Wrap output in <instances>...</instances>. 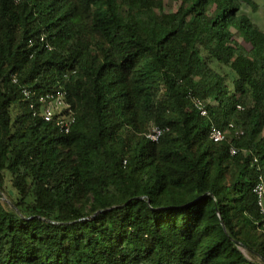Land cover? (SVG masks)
<instances>
[{
	"label": "trees",
	"instance_id": "1",
	"mask_svg": "<svg viewBox=\"0 0 264 264\" xmlns=\"http://www.w3.org/2000/svg\"><path fill=\"white\" fill-rule=\"evenodd\" d=\"M243 1L0 0V264H264V30ZM24 87L64 91L69 132Z\"/></svg>",
	"mask_w": 264,
	"mask_h": 264
},
{
	"label": "built area",
	"instance_id": "2",
	"mask_svg": "<svg viewBox=\"0 0 264 264\" xmlns=\"http://www.w3.org/2000/svg\"><path fill=\"white\" fill-rule=\"evenodd\" d=\"M46 46L50 48L48 44H46ZM22 93L26 98L30 100L28 106L29 109L33 111L34 115L41 116L45 121H54L55 125L61 132H69L70 126L74 119L70 112L69 104L66 100L64 91L57 89L55 91H47L44 93L36 94L30 88L24 87L22 89ZM189 98L191 100L193 108L199 113L200 116L204 117L208 115V101L193 95H189ZM162 133V128L157 125H152L147 131L146 137L153 141H156ZM236 133H242V131L237 130ZM208 137L213 142H220L225 138V133L216 124H211ZM229 151L230 154H235L237 152V148L231 146ZM254 192L258 196L257 201L261 207V212L264 213V182L262 180L256 184Z\"/></svg>",
	"mask_w": 264,
	"mask_h": 264
},
{
	"label": "rangeland",
	"instance_id": "3",
	"mask_svg": "<svg viewBox=\"0 0 264 264\" xmlns=\"http://www.w3.org/2000/svg\"><path fill=\"white\" fill-rule=\"evenodd\" d=\"M242 5L246 4L244 3L243 0H238ZM252 2L251 6L250 5H245L244 10L251 15L250 17L252 18L253 22L261 29L264 30V0H250ZM170 3V2H168ZM255 6V9L253 10L251 7ZM6 190L9 192L11 189L10 182L7 180L6 182ZM0 200L1 201H7L8 196L7 194H1L0 195ZM245 255H247V252L245 250H242ZM248 256V255H247Z\"/></svg>",
	"mask_w": 264,
	"mask_h": 264
}]
</instances>
